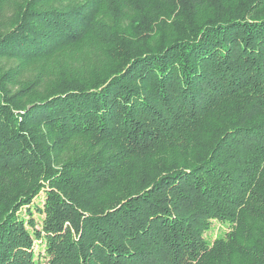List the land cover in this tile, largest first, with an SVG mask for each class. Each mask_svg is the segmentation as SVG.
<instances>
[{
	"label": "trees",
	"instance_id": "trees-1",
	"mask_svg": "<svg viewBox=\"0 0 264 264\" xmlns=\"http://www.w3.org/2000/svg\"><path fill=\"white\" fill-rule=\"evenodd\" d=\"M0 264H264V0H0Z\"/></svg>",
	"mask_w": 264,
	"mask_h": 264
},
{
	"label": "rangeland",
	"instance_id": "rangeland-1",
	"mask_svg": "<svg viewBox=\"0 0 264 264\" xmlns=\"http://www.w3.org/2000/svg\"><path fill=\"white\" fill-rule=\"evenodd\" d=\"M160 19H165V18H164L163 16H161ZM165 20L168 22L170 19H165ZM153 37H155V34H154ZM155 38H156V37H155ZM38 200H39V198L35 199L36 202H37ZM32 211H33V217H34L35 219H38L39 216H38L37 212H36L33 208H32ZM23 213H24V208H22L20 214H23Z\"/></svg>",
	"mask_w": 264,
	"mask_h": 264
}]
</instances>
